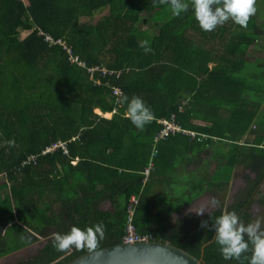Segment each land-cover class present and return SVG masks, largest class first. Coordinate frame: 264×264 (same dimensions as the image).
<instances>
[{
  "label": "trees",
  "instance_id": "1",
  "mask_svg": "<svg viewBox=\"0 0 264 264\" xmlns=\"http://www.w3.org/2000/svg\"><path fill=\"white\" fill-rule=\"evenodd\" d=\"M194 31L203 33L191 7L173 17L159 0H0V257L44 240L32 255L7 264H63L88 251L54 247L52 233L72 226L102 222L96 248L121 242L131 195L137 197L133 221L139 233L201 257L204 264H237L223 259L211 221L208 228L201 221L226 209L247 224L254 221L252 203L264 206L261 137L255 131L248 146L237 143L255 117L244 99L253 88L235 76L236 56L234 64L221 68L231 53L216 57L205 51L190 37ZM244 36L248 43L253 39ZM70 54L121 73L90 76ZM210 60L216 63L211 73ZM121 94L140 96L150 107L153 119L142 130L117 103ZM172 117L182 129L229 141L223 166L219 162L199 181L181 179L197 191L186 200L175 194L179 160L190 164L195 154L200 160L211 138L193 141L176 131L155 140L162 127L158 120ZM57 141L65 143L66 153L59 147L42 152ZM30 155L34 161L27 162ZM237 164L247 171L239 174ZM236 175L244 184L226 199ZM207 191L220 207L200 216L181 211Z\"/></svg>",
  "mask_w": 264,
  "mask_h": 264
},
{
  "label": "clouds",
  "instance_id": "2",
  "mask_svg": "<svg viewBox=\"0 0 264 264\" xmlns=\"http://www.w3.org/2000/svg\"><path fill=\"white\" fill-rule=\"evenodd\" d=\"M170 8L171 16L177 17L191 12L198 26L204 31H212L217 25L231 20L240 27H246L249 17L256 11L255 0H159ZM147 44V41L144 42ZM144 51H150L145 47ZM117 103L125 107L126 116L137 129H143L153 119V113L142 97H131L121 94ZM12 145L13 141H7ZM210 205L220 207L221 202L215 197L210 198ZM201 211L199 214H203ZM211 221L212 236L219 246L225 261H236L237 264H264V218H257L245 224L234 210L222 209L221 214L201 221V227L208 228ZM105 226L102 222L83 228L72 226L68 232L52 233L53 245L58 251L75 247L92 250L97 247L98 239H102ZM247 236V239H245ZM251 255H243L246 253Z\"/></svg>",
  "mask_w": 264,
  "mask_h": 264
},
{
  "label": "crops",
  "instance_id": "3",
  "mask_svg": "<svg viewBox=\"0 0 264 264\" xmlns=\"http://www.w3.org/2000/svg\"><path fill=\"white\" fill-rule=\"evenodd\" d=\"M254 7L256 11L252 14L253 20H248L247 23V25L251 23L250 26L240 27L231 20H228L222 25H217L216 28L212 30L215 33H212V31H204L200 28L203 33L200 34L196 31L193 33L190 32V37H193V40L200 44L205 51H209L216 57L227 56L231 53L232 57L230 61H220L219 65L223 63L221 68L228 67L227 63L234 64L233 61L236 56L237 63L234 64L236 68L235 76L238 79L247 81L250 87L253 88L248 93H245V103L247 106H251L254 112L255 110L257 112H255V117L250 123L249 128L237 143L240 146H248L250 139H252L249 133L253 134L256 131L261 137V141L258 145L264 149V88L261 87L264 86V0H255ZM244 33H250L253 37L249 43ZM215 65L216 63L213 60L207 62L209 73H211ZM214 84L219 86L217 83ZM184 103H186V100L182 104ZM95 112L100 113L98 109H95ZM104 115L109 117L111 113H105ZM158 121L160 122V120ZM195 123L202 124L204 122L196 120ZM186 130L193 131L195 134L191 135ZM185 131L186 132L182 134L189 136L191 139H195L193 141L211 138L208 139L210 143H206L203 146L204 150L201 149L202 151L199 153V156H201L200 160H196V158H198L197 154L191 159L193 162L190 164H188L187 161L184 162L181 159L179 160L178 169H176L177 173H175L176 175L174 176L175 178H183L185 180H190L194 176L198 177L196 181H199L203 179V177L205 178L207 176L206 172L212 171L214 166L219 162L223 166L222 161L226 160L229 154V141L226 138L214 135L208 136L205 133L191 129H185ZM180 145V143H175L174 148L177 151H181L182 148ZM153 148L156 149L155 144L152 149ZM217 148H219V151ZM244 166L245 164H237L235 170L239 172V174L246 172L247 170ZM234 179L238 180L240 185L244 184L240 175H236ZM203 183L205 184V182ZM261 187H264V179L261 182ZM102 205L104 208H107L109 202L104 201Z\"/></svg>",
  "mask_w": 264,
  "mask_h": 264
},
{
  "label": "water",
  "instance_id": "4",
  "mask_svg": "<svg viewBox=\"0 0 264 264\" xmlns=\"http://www.w3.org/2000/svg\"><path fill=\"white\" fill-rule=\"evenodd\" d=\"M63 264H204L201 257L168 242H119L85 251Z\"/></svg>",
  "mask_w": 264,
  "mask_h": 264
},
{
  "label": "built area",
  "instance_id": "5",
  "mask_svg": "<svg viewBox=\"0 0 264 264\" xmlns=\"http://www.w3.org/2000/svg\"><path fill=\"white\" fill-rule=\"evenodd\" d=\"M41 33H42V31H41ZM45 39L49 41V40H52V37L50 35H46ZM55 42L59 43L60 45H62L63 47L66 48V46L64 45V42L62 40L57 39ZM67 50L70 53L69 48ZM70 59L72 61H76L79 65L84 67L90 76H93L96 73H98L100 76H103V77L106 75H111V74H115L116 76H118L121 73V69H108V68H106L102 65H98V64L86 65L83 61L79 60L76 56L72 57L71 54H70ZM112 92L115 95H119L120 94L119 87L113 86ZM160 122L162 124V127L158 131V133L156 134L155 140L160 139V138H164L167 135H169L170 133H174L176 131H182V132L188 131V130L185 131V129H182L180 127V125L177 124L173 120V117L169 118V119H161ZM188 132L191 135L195 134L193 131H188ZM58 147L63 149L64 153L67 152L65 143L62 141H57V142L52 143L51 145L47 146L42 152H47V151L56 149ZM155 153H156V149L153 148L152 156L155 155ZM34 158H35L34 155H30L27 159V162L34 161ZM152 165H153V163H152V161H150L148 163V165L144 168L143 173L145 174V176L148 175L150 167H152ZM136 202H137V197H135L134 195H131L129 197L128 204L126 207V215H125L126 220H125L124 232H123L122 240H121L122 242L129 243V242L152 240L151 236L149 234L139 233V232H137V230L135 228L133 217H134V207L136 205Z\"/></svg>",
  "mask_w": 264,
  "mask_h": 264
},
{
  "label": "rangeland",
  "instance_id": "6",
  "mask_svg": "<svg viewBox=\"0 0 264 264\" xmlns=\"http://www.w3.org/2000/svg\"><path fill=\"white\" fill-rule=\"evenodd\" d=\"M152 25H153V21L150 20L146 26L148 27V26H152ZM181 179L182 178H179L178 183L175 185V194L176 195L181 194L182 196H180V197L183 200H186L187 196H188V192L191 195H193V194H196L197 191H196V189H188L187 188L188 186H184L182 184ZM196 179H198V177L193 176L190 179V181L193 182V180H196ZM232 184H233L232 188H231L230 192L227 194L228 196H226V199H229L231 193L234 192L236 187L240 185L238 180H235V179H233ZM223 195L224 194H222L221 192L218 194L219 198ZM210 198H212V195L207 191L206 193H203L202 195H200L196 199L194 198L193 201L191 202V204L181 208V211L184 213H191L194 216L203 215L206 212H208L211 208H213V206L210 205ZM178 205H179V203L175 202L173 207L176 208ZM250 209L253 213V219L254 220L257 218H264V206L258 204L257 202H253ZM201 211H203L204 213L199 214ZM43 242H44V240L33 242V243L27 245L26 247H23L21 249H18L16 251H13V252L5 255V256L0 257V264H7L9 262L18 261L20 259H24V258L32 255L42 245Z\"/></svg>",
  "mask_w": 264,
  "mask_h": 264
}]
</instances>
